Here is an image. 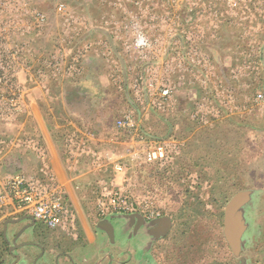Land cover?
Returning a JSON list of instances; mask_svg holds the SVG:
<instances>
[{
  "label": "rangeland",
  "instance_id": "rangeland-1",
  "mask_svg": "<svg viewBox=\"0 0 264 264\" xmlns=\"http://www.w3.org/2000/svg\"><path fill=\"white\" fill-rule=\"evenodd\" d=\"M1 1L28 5L14 10L22 23L32 9L44 11L50 24L43 35L63 31L72 37L66 53L82 56L75 79L26 72L18 79L21 121L34 119L23 130L75 127L93 150L110 152L111 162L99 160L74 185L90 195L83 203L89 218L95 193L111 181L136 204L148 199L160 209L165 218L153 225H171L166 239H155L132 216L94 223L106 236L99 256H86L123 264L126 252L135 264L137 226L144 254L154 256L139 264H169L172 256L177 264H264V0H229L233 11L228 0ZM71 17L75 26L63 24ZM140 35L148 40L142 50ZM31 37L36 54L51 50L46 38ZM124 113L134 116L137 133L118 128ZM150 143L164 149V160H145ZM166 241L176 245L157 246Z\"/></svg>",
  "mask_w": 264,
  "mask_h": 264
},
{
  "label": "built area",
  "instance_id": "built-area-1",
  "mask_svg": "<svg viewBox=\"0 0 264 264\" xmlns=\"http://www.w3.org/2000/svg\"><path fill=\"white\" fill-rule=\"evenodd\" d=\"M65 5V4H64ZM63 4H60L59 10ZM28 5L12 4L0 0V117L9 116L13 120L24 114L25 99L19 84L18 75L21 72L34 73L42 78L49 73L68 75L72 79L82 73L80 58L77 51H69L72 37L62 32L43 35L48 28L49 21L44 11L39 8L26 14L25 23L19 18V7ZM228 6L233 11L236 4L228 0ZM11 7V8H10ZM22 9V8H20ZM31 10V9H30ZM65 10V9H63ZM20 23L28 29L23 31ZM78 19H65L63 24L75 26ZM26 33V34H25ZM35 33L37 35H35ZM46 38L51 50L47 53L36 54L32 46L33 37ZM135 46L142 50L148 46V40L143 36L136 38ZM161 97H166L169 90L166 87L159 89ZM257 102H262V95H258ZM119 129L137 133L134 116L124 113L117 118ZM61 131V130H60ZM142 143L147 144L143 134L138 135ZM61 145L69 160V166H78L79 162L86 161L91 168L99 169L98 161L111 162L109 151L97 152L87 144L81 132L75 127H67L60 132ZM24 149L31 153L38 161L40 172L37 174L21 173L6 180L0 186V202H7L23 217L33 224L45 227L48 230L62 231L68 238L77 234L76 215L62 189L54 182L47 164V152L42 142L36 137H27L22 143ZM145 160L148 162L162 161L166 152L162 147L148 144ZM112 168L121 172L123 165L120 161L112 162ZM103 189L95 193V214L99 220L108 217L132 216L142 223H154L163 220L164 214L150 200L136 204L127 195L114 189L111 181L103 183Z\"/></svg>",
  "mask_w": 264,
  "mask_h": 264
},
{
  "label": "crops",
  "instance_id": "crops-1",
  "mask_svg": "<svg viewBox=\"0 0 264 264\" xmlns=\"http://www.w3.org/2000/svg\"><path fill=\"white\" fill-rule=\"evenodd\" d=\"M27 121V118L22 121L20 118V120H9L4 123L0 119V186L2 188L7 179L21 173H39L38 161L22 146L27 137H36L46 149L47 164L54 182L66 194L76 215L77 234L74 238H68L60 230L52 231L43 226L27 225L26 218H23L12 205L0 202V264H95L86 254L91 253L93 257H98V253L101 252L99 245L106 234L102 233L104 231L100 227L99 230L97 224L95 227L92 224L103 223L112 217L99 220L93 206L90 208V210L94 209V213L90 214L93 219H90L83 205L86 200H89L90 195L85 189L74 187L75 182L87 174L85 171L90 166L84 160L79 162L77 167L66 165L64 161L66 154L60 141L61 131L58 129L51 133L37 127L35 131L26 132L23 129H27L25 125ZM33 121L34 119L29 120L28 123ZM136 222L137 225H147L155 239H166L171 229V225L168 226L164 222L155 223V225L143 224L138 219ZM139 230L140 228L136 226L134 230L135 264L142 262L145 256L154 257L149 253L144 254L141 244L142 235ZM132 232L129 231V233ZM123 244V250H126L127 243ZM158 245L165 250L166 246L176 244L166 241L163 245L157 243ZM151 246L155 245L151 244ZM79 255L81 256L78 257ZM124 255L123 264H127L126 252ZM161 256H166V253L158 254L159 260H163ZM175 258L172 256L168 259L173 261L169 264H177Z\"/></svg>",
  "mask_w": 264,
  "mask_h": 264
}]
</instances>
